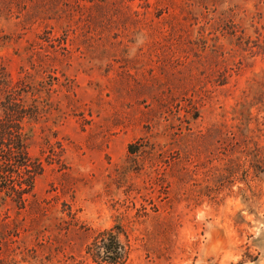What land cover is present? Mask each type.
<instances>
[{
	"label": "rangeland",
	"instance_id": "rangeland-1",
	"mask_svg": "<svg viewBox=\"0 0 264 264\" xmlns=\"http://www.w3.org/2000/svg\"><path fill=\"white\" fill-rule=\"evenodd\" d=\"M10 109L0 264H264V0H0Z\"/></svg>",
	"mask_w": 264,
	"mask_h": 264
},
{
	"label": "trees",
	"instance_id": "trees-1",
	"mask_svg": "<svg viewBox=\"0 0 264 264\" xmlns=\"http://www.w3.org/2000/svg\"><path fill=\"white\" fill-rule=\"evenodd\" d=\"M13 113L19 117L17 120L6 123L0 120V191L13 194L19 200L31 189L35 175L29 166L27 133L23 131L21 116L17 109H10L8 115ZM88 250L97 264L123 263V245L112 231L102 233Z\"/></svg>",
	"mask_w": 264,
	"mask_h": 264
}]
</instances>
